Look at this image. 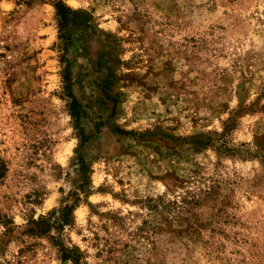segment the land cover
Instances as JSON below:
<instances>
[{"label": "rangeland", "instance_id": "374dc122", "mask_svg": "<svg viewBox=\"0 0 264 264\" xmlns=\"http://www.w3.org/2000/svg\"><path fill=\"white\" fill-rule=\"evenodd\" d=\"M63 1L60 37L51 0H0V264H62L25 229L79 183L66 83L84 264H264V0ZM221 133L243 154L192 143Z\"/></svg>", "mask_w": 264, "mask_h": 264}, {"label": "trees", "instance_id": "16d2710c", "mask_svg": "<svg viewBox=\"0 0 264 264\" xmlns=\"http://www.w3.org/2000/svg\"><path fill=\"white\" fill-rule=\"evenodd\" d=\"M51 4L54 8L56 15L59 18V32L60 37L66 35L64 30L67 29L69 23L72 22L74 15L77 11L71 9L70 7L66 6L63 0H51ZM92 19L91 15H88L87 18L81 21V24L85 27H89V20ZM68 31V30H67ZM66 32V31H65ZM68 78L66 77V80ZM67 96L70 98L69 102V114L74 122V130L75 136L79 140V148L76 151L77 157V172L79 175V183L74 191L71 192L72 200L70 203H65L61 209L60 215L55 217L54 213L48 212L46 215L40 214L36 219L31 218L28 221V227L25 229V232L33 233L35 235H43L46 233H50L51 230L56 231V235H50L53 244L58 248L60 260L62 264H84L83 263V254L81 250L75 246L71 245L70 247L65 244L63 239V231L65 225H70L72 222V211L75 209L77 204L80 201L79 194L83 193L87 195L89 190L87 189L89 185V174H90V167L88 164L85 163L84 158L80 153V148L84 146L87 142L89 136L85 134L83 127L79 123V111H78V104L77 100L74 95L71 93L68 83L65 85ZM225 134L221 133L218 138L213 139L209 136L198 135L192 139V143L199 147H209L215 146L218 153L225 154V155H236V154H243V150H240L234 146H229L226 140H223ZM217 142V143H216ZM258 152V149H256ZM247 154L249 149L247 148ZM6 172V165L4 161L0 158V180L3 178Z\"/></svg>", "mask_w": 264, "mask_h": 264}]
</instances>
